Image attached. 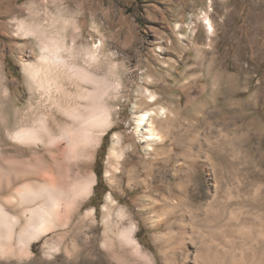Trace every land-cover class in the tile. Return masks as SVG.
Returning a JSON list of instances; mask_svg holds the SVG:
<instances>
[{"label": "rangeland", "instance_id": "374dc122", "mask_svg": "<svg viewBox=\"0 0 264 264\" xmlns=\"http://www.w3.org/2000/svg\"><path fill=\"white\" fill-rule=\"evenodd\" d=\"M209 1L0 0V73L12 99L2 109L0 97V109L11 129L31 98L24 66L39 59L21 20L47 26L68 6L84 45L99 48L121 81L92 163L103 179L79 214L94 210V222L70 229L52 255L43 238L31 257L0 264H147L129 248L117 262L104 247L109 195L114 219L127 212L120 227L137 226L153 264H264V0ZM161 107L164 141L147 142L141 112ZM116 135L119 159L110 156ZM8 141L0 131L1 145Z\"/></svg>", "mask_w": 264, "mask_h": 264}, {"label": "bare ground", "instance_id": "6f19581e", "mask_svg": "<svg viewBox=\"0 0 264 264\" xmlns=\"http://www.w3.org/2000/svg\"><path fill=\"white\" fill-rule=\"evenodd\" d=\"M68 10V6L58 8L47 26L18 22L23 35L36 39L39 59L24 66L31 98L27 107L16 111L14 129L2 112L12 99L10 86L0 73V97L4 103L0 131L9 140L4 147L0 143V257L29 258L36 242L43 238L45 253L52 255L60 250L70 229L95 220L94 210L79 214L97 183L92 163L103 136L113 125L112 103L118 99L121 81L115 75L116 65L104 68L99 48L84 45L79 24L65 15ZM30 12L40 16L38 7H31ZM204 19L212 34L210 17L206 15ZM150 97L152 101L155 98ZM168 114L166 107L141 112L139 121L140 126L144 125L147 142L164 141L157 125L167 122ZM121 145V136L116 135L110 150L113 159L120 158ZM113 204L109 195L104 207L103 241L109 256L124 263L129 258L120 249L129 248L130 254L153 264L136 239L137 226L131 222L120 227L129 215L119 209L114 219Z\"/></svg>", "mask_w": 264, "mask_h": 264}, {"label": "trees", "instance_id": "16d2710c", "mask_svg": "<svg viewBox=\"0 0 264 264\" xmlns=\"http://www.w3.org/2000/svg\"><path fill=\"white\" fill-rule=\"evenodd\" d=\"M96 171H97L96 174H97V177H98L99 181H102V179H103V171H102V169L97 168Z\"/></svg>", "mask_w": 264, "mask_h": 264}]
</instances>
